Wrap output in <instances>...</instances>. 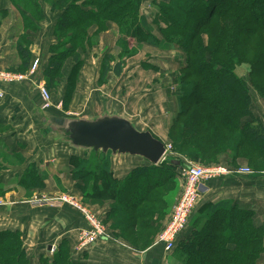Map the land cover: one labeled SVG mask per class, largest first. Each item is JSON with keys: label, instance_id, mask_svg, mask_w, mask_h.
Instances as JSON below:
<instances>
[{"label": "trees", "instance_id": "trees-1", "mask_svg": "<svg viewBox=\"0 0 264 264\" xmlns=\"http://www.w3.org/2000/svg\"><path fill=\"white\" fill-rule=\"evenodd\" d=\"M23 1L27 9L33 7L38 17H43L40 0ZM46 1L53 11H60L54 29L57 41L50 46L42 71L51 92L62 82L68 60L74 61L64 108L76 91L78 74L85 64L83 54L111 23L121 32L117 43L120 52L104 55L101 81L112 71L121 75L126 58L133 55L128 38L139 46L185 53L176 79L178 110L169 127L170 140L181 157L171 155L157 164L144 159L143 165L133 167L124 178L114 173L111 153L76 148L81 153L70 158L77 189L86 201L104 206L102 219L105 223L114 221L116 241L122 236L138 251L153 245L167 216L165 194L178 187L182 169L188 164L183 158L207 160L206 152L215 147L218 157L232 152V165L246 148L264 159V119L252 111L251 89L252 85L264 98V0H161L150 15L142 12V0ZM12 2L19 8L21 0ZM8 14L0 6V15ZM26 25L37 30L34 22ZM92 28L97 30L92 33ZM17 48L22 70L27 72L34 61L32 52L28 45ZM240 65L248 67L249 82L239 74ZM220 128L232 131L233 137L223 136ZM223 138L231 141L228 146ZM215 155L210 154V162L219 161ZM22 176L20 184L26 188L45 187V178L34 163ZM256 216L254 209L234 200L204 204L188 222L191 233L181 234L170 252L181 264H259L264 257V223L257 224ZM138 229L148 230L144 250L126 237ZM58 246L52 254L42 255L37 264H96L84 256L85 249L73 252L67 240ZM0 264H31L22 232L0 231Z\"/></svg>", "mask_w": 264, "mask_h": 264}, {"label": "crops", "instance_id": "crops-1", "mask_svg": "<svg viewBox=\"0 0 264 264\" xmlns=\"http://www.w3.org/2000/svg\"><path fill=\"white\" fill-rule=\"evenodd\" d=\"M40 4L43 5V17H38L33 7L27 9L26 1L21 0L19 8L12 0L0 1L2 9L9 11L4 17L0 15L1 65L10 71L25 72L17 48L19 44L28 45L32 59L41 62L34 79L2 84L5 95L0 98V199L7 202L0 206V231L23 233L24 247L31 264H37L42 255L52 254L62 240H67L74 252L81 230L89 227L85 217L67 204L37 206L27 201L36 190L51 195L80 193L71 175L70 158L73 153L81 151L55 132L52 123L57 117L66 115L98 117L103 113H117L129 118L139 130H150L167 144L169 127L178 110L174 75L179 73L185 60L176 50L141 44L137 54L126 58L121 75L109 72V82L101 83L104 55L118 52L120 48L117 45L120 33L117 25L111 23L106 32L95 37L92 49L83 54L85 64L78 74L70 105L64 108L62 102L74 65L71 59L63 69L65 76L62 82L52 92L53 105L44 108L38 86L46 84L42 71L48 63L50 46L57 41L54 29L60 11H53L46 0H40ZM20 10L25 12L24 15ZM28 22H34L37 30L28 27ZM96 30L92 28L91 32ZM133 43L136 44L135 41ZM147 46L153 53L149 55L152 63L143 56L144 52L150 51L146 50ZM172 83L176 86L174 91L171 90ZM252 97V111L264 119V98L257 91L252 92ZM111 159L114 173L120 178L144 163V158L132 155H111ZM33 163L39 175L45 178L42 189H29L20 184L22 175ZM235 169H231L229 175L205 182L197 210L207 203L234 200L257 212V224L264 223V170L239 173ZM191 230V225H188L182 235H188ZM84 256L96 264H181L162 244L155 243L145 251H138L111 237L91 244L85 249Z\"/></svg>", "mask_w": 264, "mask_h": 264}, {"label": "built area", "instance_id": "built-area-1", "mask_svg": "<svg viewBox=\"0 0 264 264\" xmlns=\"http://www.w3.org/2000/svg\"><path fill=\"white\" fill-rule=\"evenodd\" d=\"M39 60H34L27 72L21 73L17 71H10L5 69L0 63V98L5 95L2 84L22 83L28 79H34V75L39 70ZM38 89L41 92L44 108L51 107L52 104V92L47 88L46 84H39ZM168 152V147H167ZM167 155V153H166ZM165 155V159H166ZM184 177V192L179 198L177 205L173 211V218L164 227L160 233L158 240L155 242L157 245L162 244L167 251H172L176 245L178 237L187 229L188 222L194 211L201 203V195L206 185L205 182L215 179L220 176L229 175L232 172L222 165L216 164L211 167L198 164H187L182 169ZM239 173H254L249 167H242L235 169ZM31 204L37 206H45V204L57 205V204H71L82 208V205L78 203L76 197H71L68 194H62L59 198H45V200L32 199ZM0 206H3V202L0 200ZM83 209V208H82ZM83 213L89 227L81 230L79 235V241L77 243L76 250L81 251L91 244H95L97 241L103 238H110V234L102 225V219L95 216L90 212Z\"/></svg>", "mask_w": 264, "mask_h": 264}, {"label": "water", "instance_id": "water-1", "mask_svg": "<svg viewBox=\"0 0 264 264\" xmlns=\"http://www.w3.org/2000/svg\"><path fill=\"white\" fill-rule=\"evenodd\" d=\"M51 127L77 149L102 151L113 156L132 155L153 164L164 161L167 153L166 143L150 130H139L129 118L117 113H103L98 117H59ZM173 161L181 164L179 160Z\"/></svg>", "mask_w": 264, "mask_h": 264}, {"label": "rangeland", "instance_id": "rangeland-1", "mask_svg": "<svg viewBox=\"0 0 264 264\" xmlns=\"http://www.w3.org/2000/svg\"><path fill=\"white\" fill-rule=\"evenodd\" d=\"M161 0H142V12L145 13L146 15H150L151 12H153V10H155L156 8V5L160 3ZM117 25V24H116ZM118 28V26H117ZM118 31V34L121 33L119 28L117 29ZM106 32L103 31L102 33ZM121 36V34H120ZM205 39H207V36H204ZM120 38V37H119ZM96 41V39H95ZM119 41V40H118ZM135 43H133V40L131 38H128V45H130V48L133 49V55L137 54L140 50V47H142L141 45L139 46H134ZM137 44V43H136ZM135 44V45H136ZM119 48V46H118ZM148 49V50H147ZM147 51L149 52H144V57L146 59V61H149V63H152L153 60L150 59L149 55H152L153 53L151 52V48L149 49V47L147 46L146 48ZM163 50V49H162ZM117 52V51H116ZM115 51L112 53L113 55H117L119 52H120V48H119V51L116 53ZM151 52V53H150ZM155 53V52H154ZM159 53V52H158ZM111 54V55H112ZM177 54H179V56H185V53L182 51H177ZM132 56V54H131ZM130 57V56H129ZM142 57V56H141ZM171 63V62H170ZM171 64H174L171 63ZM151 66V65H150ZM239 74H241L242 76H244L248 82H249V75H248V67L246 65H240L238 68H237ZM176 74V73H175ZM179 74V73H178ZM178 74L174 75V82L176 81L177 79V76ZM173 77V76H172ZM101 83H108L109 80L107 79V77L105 78V81H101ZM176 85V83H174ZM172 84H170L171 86V90H175L174 88L176 86H172ZM251 89H252V92L255 93V90L253 89V86L251 85ZM55 91H53L54 93ZM52 93V94H53ZM68 107V106H67ZM69 109V108H68ZM66 117H77L76 115H66ZM220 133L224 136H228L231 138L233 137L234 133L230 130H226L224 128H220ZM223 141L226 142L224 143L227 144L226 146H228L230 144L231 141L227 140L225 141V139L223 138ZM167 147H168V152H167V155H166V159L168 157H171L172 156H179L176 151L174 150V145L173 143L171 142V140H169L167 142ZM219 147V146H218ZM217 148H213L210 149L211 153L210 152H206V155L209 156V158H206L207 160H202V159H199V160H192V159H188V158H183L184 161L188 164H198V165H204V166H207V167H211V166H214L216 164H219V165H222L228 169H232L234 170L235 168L236 169H239L238 167L242 168V167H249L250 169H264V159L263 157H261L260 155H258L257 153L255 154L254 152H252L250 149L246 148L245 150H242V153L240 154V156H238V158L235 160V162L232 164H230V162H232V152L231 151H228V152H224L221 154L222 157H218L217 155H215V151H216ZM210 154L213 156L215 155V158H219V161L218 162H210L211 160V157H210ZM181 157V156H179ZM214 158V157H213ZM165 159V160H166ZM183 174V172H182ZM184 175H182L180 178H179V185L178 187H175L172 189V191H168L166 192L165 194V200L168 201V209H167V216L165 218H163L161 221V227L159 228V232H157V234L154 236L153 238V242L152 244L154 245L155 242L158 240V237L160 235V233L164 230L163 228L167 226V224L170 222V220L173 218V211L175 209V206L177 205L178 201H179V198L181 197V195L183 194L184 192ZM62 194H68L69 196L71 197H76L77 198V201L78 203H80L82 205V208L86 210V212H90L92 214H94L95 216L97 217H100L101 219L103 218L101 215H102V209L104 208V206L100 205V204H94L90 201H86L81 193H71V192H61L59 193L58 195H51L49 193H43L42 191L40 190H36L33 192V194H31V197L29 199H27L28 203L31 204V200L32 199H39V200H45V198H59V196H61ZM3 204H6V200L5 199H0ZM69 205L70 207L72 208H75L77 211H79L82 216L84 215L83 213L84 210L82 208H80L79 206H76V205H71V204H67ZM106 206H109V203H106ZM114 221H110L109 223H105L102 219V225L103 227L105 228V230H107L110 234V236L113 238L115 237V235L118 234V232H116L114 230ZM135 234H131V235H126L127 239L132 241L133 243L137 244L138 246L142 247V249L144 250L145 249V246L147 244V240H146V234L148 232V230H135L134 231ZM119 241L124 243V244H127V245H132L130 244L125 238H123L122 236H120L119 238ZM178 261L180 262V260L178 259ZM181 263V262H180ZM259 264H264V257L261 259V261L259 262Z\"/></svg>", "mask_w": 264, "mask_h": 264}]
</instances>
